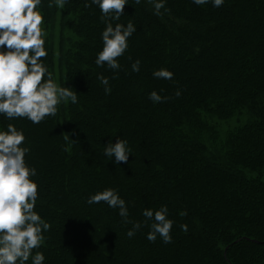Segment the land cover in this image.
<instances>
[{"label":"trees","instance_id":"16d2710c","mask_svg":"<svg viewBox=\"0 0 264 264\" xmlns=\"http://www.w3.org/2000/svg\"><path fill=\"white\" fill-rule=\"evenodd\" d=\"M87 2L43 6V59L79 103L62 104L38 125L0 117V128L13 123L25 133V160L37 169L35 210L51 224L34 252L45 264H264V0L220 8L167 0L162 15L148 0H128L113 25L131 21L137 31L118 72L95 65L105 25ZM136 60L139 72L131 69ZM160 68L173 79L154 78ZM152 91L169 99L154 103ZM116 137L131 148L118 166L104 155ZM108 187L132 221L167 205L172 243L148 241L147 227L129 238L132 224L118 210L87 204Z\"/></svg>","mask_w":264,"mask_h":264},{"label":"clouds","instance_id":"9594fccd","mask_svg":"<svg viewBox=\"0 0 264 264\" xmlns=\"http://www.w3.org/2000/svg\"><path fill=\"white\" fill-rule=\"evenodd\" d=\"M156 15H162L161 9L167 0H148ZM50 3L64 9L69 0H50ZM140 4L141 0H135ZM197 6L212 4L215 8L224 5L225 0H192ZM97 6L100 19L105 27L100 33L102 48L96 53L95 65L118 72L121 68L119 58L129 48V38L137 31L134 23L126 25L116 23L125 15L128 0H88L86 7ZM44 0H0V117L7 120L26 119L33 125L45 121L46 117H56L62 104H78L79 96L70 86L61 85L53 79L52 73L43 58L48 56L46 48V14L43 11ZM133 72L140 71V61L131 64ZM156 79L172 80L174 73L166 68L153 71ZM115 79V76L112 77ZM97 79L104 86L105 94H110V80L104 75ZM178 97L181 91L175 93ZM154 103L164 102L169 97L161 96L156 91L149 93ZM72 143V139H70ZM68 150V149H66ZM30 153L26 146L23 129L9 123L0 128V264H45V255L40 249L46 240L44 233L51 229L35 209L39 198V185L33 177L37 169L30 166L25 157ZM104 155L113 165L127 163L131 148L126 139L116 137L104 147ZM88 205L101 202L111 209L118 210V215L132 228L126 235L132 238L143 227L149 230L146 239L156 242L158 238L164 244L172 243L174 221L168 218L167 205L158 209L145 208L141 215L143 221L129 219V209L124 198L113 187L105 188L87 198ZM187 215L186 212L180 213ZM188 231V225H180Z\"/></svg>","mask_w":264,"mask_h":264}]
</instances>
